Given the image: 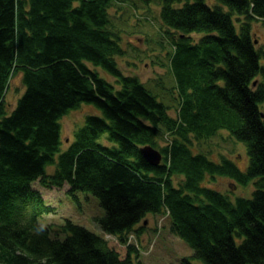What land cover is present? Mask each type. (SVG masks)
<instances>
[{
  "label": "trees",
  "instance_id": "1",
  "mask_svg": "<svg viewBox=\"0 0 264 264\" xmlns=\"http://www.w3.org/2000/svg\"><path fill=\"white\" fill-rule=\"evenodd\" d=\"M180 1L162 0L159 12L177 32H165L178 96L172 115L137 75L118 68L124 50L110 29L112 0H0V264H141L127 237L150 213L168 217L202 264H264V48L252 26L264 24V0L174 5ZM17 73L24 89L11 108L5 96ZM81 102L101 114H87L61 148L59 120ZM221 130L244 144L243 169L192 149ZM144 145L161 152L159 164L144 160ZM217 176L251 183V196L232 200L203 183ZM34 181L95 195L103 213L93 220L103 235L69 219L56 229L41 225L54 207Z\"/></svg>",
  "mask_w": 264,
  "mask_h": 264
},
{
  "label": "rangeland",
  "instance_id": "2",
  "mask_svg": "<svg viewBox=\"0 0 264 264\" xmlns=\"http://www.w3.org/2000/svg\"><path fill=\"white\" fill-rule=\"evenodd\" d=\"M184 1L186 0L176 2L174 5H181ZM206 1L214 3V0ZM161 2L162 0H112L109 8L110 29L118 34L119 43L124 50L121 56L115 57L120 71L125 75H137L147 89L170 106V113L175 115L178 96L175 90L176 83L169 66L173 46L169 34L165 32L168 30L174 35H177V32L163 25L159 15ZM235 24L237 28L238 22L235 21ZM252 26L256 46L264 48L263 22L256 21ZM190 35L193 40H198L202 34L191 33ZM261 64L264 65V59L261 60ZM87 65L116 89L120 87L116 79L101 66L91 62H87ZM23 89L21 75L17 73L12 78L5 96L7 102L11 103V107ZM260 109L264 114V103L260 105ZM87 114L100 115L101 112L94 104L81 102L77 108L69 110L60 118L61 148L73 138L74 130L84 123ZM99 141L105 143V135H102ZM163 144L164 139H159V145ZM191 147L194 151L208 153L213 160L227 156L242 169L248 163V154L244 144L235 141L225 130L218 131L207 140L193 141ZM53 167L54 165L46 166V171L51 172ZM177 182L178 179L173 178V183L177 184ZM203 183L221 190L232 200L236 196L250 197L253 190L251 183L248 186L234 185L225 177H218L213 181L206 179ZM31 185L39 189L47 204L54 207V211L39 217L38 221L41 225H51L53 229H56L66 219H69L93 233L103 235L93 220L94 216H100L103 213L95 195L84 191H75L71 195L65 191L67 187L65 184L59 188L43 187L34 181ZM141 225L143 227L138 232H133L132 242L139 248L138 254L134 255V260L138 258L141 264H177L181 258L187 257L194 264H202L200 259L193 256V249L170 231L169 218L164 214L150 213L138 226Z\"/></svg>",
  "mask_w": 264,
  "mask_h": 264
},
{
  "label": "water",
  "instance_id": "3",
  "mask_svg": "<svg viewBox=\"0 0 264 264\" xmlns=\"http://www.w3.org/2000/svg\"><path fill=\"white\" fill-rule=\"evenodd\" d=\"M140 153L144 160L151 165L159 164L161 160V153L158 149L152 147L151 145H144L140 147Z\"/></svg>",
  "mask_w": 264,
  "mask_h": 264
},
{
  "label": "bare ground",
  "instance_id": "4",
  "mask_svg": "<svg viewBox=\"0 0 264 264\" xmlns=\"http://www.w3.org/2000/svg\"><path fill=\"white\" fill-rule=\"evenodd\" d=\"M8 91V90H7Z\"/></svg>",
  "mask_w": 264,
  "mask_h": 264
}]
</instances>
